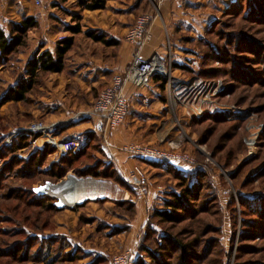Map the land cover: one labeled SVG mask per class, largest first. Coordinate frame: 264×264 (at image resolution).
Segmentation results:
<instances>
[{"label": "rangeland", "instance_id": "1", "mask_svg": "<svg viewBox=\"0 0 264 264\" xmlns=\"http://www.w3.org/2000/svg\"><path fill=\"white\" fill-rule=\"evenodd\" d=\"M238 1H241L238 2L240 5L245 3L244 0ZM21 3L38 19L39 26L29 32L27 46L16 54L14 60L5 68H0V79L13 80L27 56L34 55L42 48L37 46L41 33H62L57 37L59 43L72 37L66 29L58 28L53 22L63 17L66 18L65 24L60 25H73L72 20L60 9L54 10L55 14L51 15L50 0H41L40 5L35 0H22ZM5 6L7 4L0 5L1 8ZM65 6L71 11H79L71 0ZM150 7L144 6L143 9L149 10ZM162 7L159 13L154 11L157 15L155 21L161 18ZM236 11V4L221 7V10L214 12L215 19L203 33H166V50L170 51V57H166L167 75L190 82L200 80L196 95L181 97L177 106L164 88L160 90L163 105L148 107L149 111L138 106L137 110L143 116L134 115L138 120L128 122L129 112L122 125L133 134V137L126 138L125 145L138 143L187 155L196 161L186 170L188 172H181L191 177V180L199 181L200 185L193 198L195 200L188 199V209L176 212L175 220L170 224H163L151 216V227L158 233H152L148 228H132L137 216V193L151 189L155 195L157 190H162L163 195L161 192L154 199L155 206H152L153 210H162L165 209L164 200L173 201L170 192H182L180 182L172 174L149 165L147 160L141 161L126 174L128 177L137 168L146 181L138 187L132 185L129 177L125 180L118 165L110 164V159H116L118 153L126 155L121 151L125 145L118 150L112 149L107 140L104 143V139L96 135L90 148L62 177L55 178L51 173L29 176L22 158L36 151L30 145L17 152L18 161H11L15 155H0V170L3 171L4 165H12L19 172L17 177L2 178L0 182V264H40L21 262L2 254L12 251L8 248L10 245L5 246L6 243L21 241L26 244L31 238L40 244L45 238L57 237L70 244L66 253L77 259L52 264H111V261L129 252L138 255L139 247H149L153 251L156 249L154 241L159 242L163 235L172 236L181 244H192L193 250L182 264H264V10L258 16H248L246 9ZM139 14L135 13V22ZM78 15H82V34L74 36L75 44L68 55L75 50L78 54L79 50L86 51L101 62L110 63L112 60L109 59L107 45L95 42L88 34H84L102 21L101 13L82 11ZM19 20L18 15L6 24L0 22V28L8 32V24ZM91 31L95 35L98 33ZM179 49L182 54L178 52ZM176 52L181 57L185 56L189 64L179 66L186 69L176 67L173 59ZM220 58L226 62L223 63ZM170 60L172 67L168 65ZM68 63L61 74L42 75L25 101L9 102L2 106L0 150L12 148L19 133L28 132L27 129L33 123H43L45 126L57 124V132L65 129L71 117L62 116L59 111L50 114L55 102H61L75 114L93 109L99 93L106 86L102 82H80L79 78L83 79V76L80 74L77 79L71 76L70 69L75 66L70 67ZM79 71L84 74L83 69ZM163 79L166 86L167 79ZM5 89L6 86L0 82V96ZM194 110L196 112H192ZM199 110L204 113L197 118L195 115ZM145 113L150 115L149 119ZM15 133L17 135L12 147H3L5 138ZM253 141L255 145L251 149L250 143ZM104 145L109 148L104 150ZM62 156L63 152L52 154L42 170L49 168ZM95 171L112 175L95 177ZM198 171H201L199 177L196 175ZM6 172L12 175L13 169ZM71 178L81 180L86 189L103 192L105 197L89 198L75 206H61L59 198L37 205L31 203L34 199L32 192L38 195L35 189L48 183L52 186L61 185ZM129 204L135 205L134 213ZM3 233L9 234V237ZM164 243L165 247L170 245L167 241ZM37 247L31 251L34 252ZM156 252L159 257L163 255L162 264L180 263V251L176 245L166 251ZM146 260L151 263L148 258Z\"/></svg>", "mask_w": 264, "mask_h": 264}, {"label": "crops", "instance_id": "2", "mask_svg": "<svg viewBox=\"0 0 264 264\" xmlns=\"http://www.w3.org/2000/svg\"><path fill=\"white\" fill-rule=\"evenodd\" d=\"M71 1L74 2V0ZM151 1L154 2L157 0H107V6L105 10L83 11L95 14L101 13L102 21L97 22L90 30L87 31H98L96 35H102L106 40L114 42V44L108 45L106 47L110 50L109 57L111 58L109 59L112 61L110 63L101 62V60L89 55V53L86 51L79 50L80 53L78 54V51L76 52L75 50L74 53L68 55L66 58V62H69L68 64L71 65L70 67L75 66L74 69L73 67L70 69L71 76L77 79V77H80L81 74L83 79L79 77L78 78L82 83L88 84L90 82H102L104 86H107L111 83L112 77L114 75L126 73L131 65L133 55L137 48L133 44L124 41V37L127 31L135 24V13L140 12L139 15H141L143 12L147 11H144L143 8L144 6L148 7ZM234 1L235 0H173L170 3L164 4L161 9V18L159 21H155L151 27V40L143 47L141 54L146 58L151 57L153 54H159L163 59L170 57V51L166 50L167 46L165 45L167 39L166 33H174L175 31L203 33L205 28L215 19L214 12L221 10V7H227ZM68 2L69 0L66 2H63V0H50L51 15L55 14L54 10L57 11L59 9L69 14H79V12H82L78 8V12L69 10L67 6H65L68 5ZM5 7L6 8L0 7V22L4 24L9 22V20H13L18 15L20 17L23 14L28 16L31 15L29 11L23 7L21 2L9 3ZM53 17L58 18L55 15H53ZM66 17L72 20L71 16L66 15ZM65 19L66 18L61 17L58 18L59 23L56 19H54L53 22L57 24L58 28L61 27L65 30V27L68 25V23L64 25ZM61 23H64L63 26L60 25ZM61 34L62 33H41L39 39L40 41L37 43V46L39 45L42 47V52L49 51L54 54L56 53L59 44L57 37ZM176 47L178 48V45H176ZM178 52L182 54L180 49ZM175 54H177V52ZM180 54H177L173 58L174 62H176V65L178 64L179 66L184 63L189 64L188 62L186 63L185 56L181 57ZM32 56L33 55L31 54L27 56L26 62L23 63V67L19 69V73H17V76H14L13 80L0 79V82L3 83V86H6L5 91L16 86L21 80L27 79L25 76L26 65ZM79 69H83V72L87 77H85L84 74L79 71ZM125 95L130 105V117L128 122L130 120L132 122L138 120L135 118L136 115L143 116V113H140V111L137 110L138 106L142 109L146 108L148 110L150 107L152 108V106L157 104L163 105L161 101L160 89L155 83H152L147 89H141L132 83H127L125 86ZM2 97L3 92L1 93L0 100ZM153 109H155V107ZM89 110L90 111H82L75 114L73 110L64 107L61 102H55L50 108V114L58 113L59 111V113L61 112L62 116L64 115L71 117L68 124L65 125L66 128L55 133L56 139L60 142V144H62V148L65 151H62L64 155H67L69 152L71 153V151L75 152L78 150L84 143L89 141L90 135L95 134L99 136L96 131V120L92 114L93 110L92 108ZM146 115L149 119L150 115L145 113V116ZM130 128L131 126L129 125L128 129ZM131 132L132 131H126L125 126H122V128H119L118 130L108 134L106 137L107 143L110 144L112 149L118 150L120 147L126 144L125 142L127 137H133ZM45 145H47L46 140L42 137H39L33 142L31 147L35 151L37 149L43 148ZM56 151L58 153L60 150ZM110 161L119 166L120 170L124 174L125 180L129 177H127L126 173H130L134 165L141 162V160L130 158L126 155H119V153L116 155V159H110ZM149 165L151 164L149 163ZM173 166L177 170H181V172H183V170H185L184 172H188L186 170L189 169V166L182 163H175ZM164 167L165 166H163L161 170L162 172L167 173ZM161 192L162 190H157L156 193L158 195H153L152 190L147 189L143 193H137V197L139 198V201L135 202L137 216L136 220L134 221L135 223L132 222L134 224H132L133 227L131 225L132 228H144L148 221V216L150 215L151 210H153L152 206L155 203L154 199H156L159 194L161 195ZM141 203H144V206H142ZM139 204L141 205L139 206Z\"/></svg>", "mask_w": 264, "mask_h": 264}, {"label": "trees", "instance_id": "3", "mask_svg": "<svg viewBox=\"0 0 264 264\" xmlns=\"http://www.w3.org/2000/svg\"><path fill=\"white\" fill-rule=\"evenodd\" d=\"M68 0H63V2H66ZM241 1L235 0L232 4H236L237 11L239 10H245L247 11V15L250 16L253 14L254 16L261 15L264 10V0H244L245 3H247V8L245 7V3H241V5L238 3ZM238 3V6H237ZM75 7L78 8L80 11H100L105 10L107 6V0H74ZM244 4V6H243ZM150 6V4L148 5ZM151 8V7H150ZM148 11V10H147ZM237 11L235 13H237ZM64 15L71 16L73 25H67L65 27L66 31L69 32L72 37L66 38L63 41H61L58 44L56 53L52 54L49 51H41L42 48L38 49L31 60L26 65V71L25 76L27 79L21 80L18 82V84L6 91H3V97L0 100V110L2 106L9 102H23L27 99V96H29L32 91L34 90L35 86L37 85V81L42 75H49V74H61L65 70L66 66V58L68 54L72 51L75 40L74 36L82 34V26H81V16L78 14H69L64 11H61ZM146 12V11H145ZM9 31L7 32L5 28H0V68H5L8 66L13 60L16 54L21 51V49H24L27 46V39L29 32L37 29L39 26V21L34 15H25L23 14L20 17L19 21H12L10 24ZM8 26V27H9ZM94 32L90 31L87 32L88 36L95 40V42L98 43H104V45H112L114 44L113 41H108L105 39L102 35H95ZM220 61L223 63L226 62L224 59L220 58ZM176 67L181 69H186L185 67H180L176 65ZM129 70V69H128ZM128 72V71H127ZM126 72V73H127ZM126 73H123V75L126 76ZM251 76V75H250ZM252 77V76H251ZM152 83L157 84L158 88L160 90H164L165 88V79H163L161 76L156 75L153 78ZM164 100V99H163ZM214 118V117H210ZM39 138L38 134L32 133V132H22L19 133L17 136V139L15 141V144L12 148L9 149H2L0 150L1 157L3 156H9L10 154L15 155V158H11V161H18L17 159V152L26 149L32 143ZM96 135H90L89 141L84 143L78 150L75 152H71L69 155H64L62 157H58L57 161H54V164H52L49 168H44L45 162H49L52 154L54 155L57 153L56 149L52 147L51 145H45L43 148L37 149L33 154H31L27 158H22V160H25L26 164H24V169H26L29 173V176H36L40 173H51L53 177H62L64 174L67 173L68 169L72 166V164L85 152L86 149L90 148V145L93 143L92 140H95ZM101 150V149H100ZM0 157V158H1ZM1 160V159H0ZM138 160V159H137ZM145 161V160H141ZM150 164H152L155 167H158L160 169L164 168L166 169L167 173L172 174L176 180L180 182L179 188L182 190L181 193H175L170 192L171 197L173 198L172 202L165 201L163 202V205L165 206V209L159 210L155 209L153 210L148 218V221L144 228H148L151 230V232L156 233L157 231L153 230L150 223V217L155 219H159L161 223L163 224H170L173 223L175 213L178 211H186L189 207L190 200L193 201V199L197 195V190H199L200 185L199 181H193L192 178L189 176L183 175L181 173V170H177L173 164H164L162 162H156V161H146ZM10 163V162H9ZM111 165L115 164L110 161ZM8 165H4L3 171L0 170V182L2 181V178L6 180V178L17 177L19 175L18 171H15L14 168ZM13 174H7L6 171L12 170ZM201 171H198L196 175H198ZM95 177H108L111 176L107 173H100V172H94L93 174ZM26 177L27 175L24 174ZM27 178V177H26ZM121 178V177H119ZM122 182L123 179H120ZM33 198L31 200V203L34 204H41L45 203L47 201H53L56 198H52L49 196L41 195L38 196L34 192H32ZM60 199V198H59ZM190 199V200H188ZM64 205V203H63ZM75 205V204H74ZM130 210L135 212V205L129 204ZM53 209V208H52ZM20 231V230H19ZM17 231V232H19ZM24 231L22 230V233ZM8 233V232H7ZM7 233H3L5 237H9ZM158 233V232H157ZM15 234V233H12ZM11 237V236H10ZM168 238V239H167ZM159 241V240H158ZM165 241L172 244V246L176 245V247L180 251L179 256V264H182L184 260H186V257L190 256L191 251L193 250V246L191 243H185L181 244L179 241L175 240L174 237L163 235L160 238V241H154V245L156 249H153V251L149 247H139L137 249L138 255L133 254L132 263L131 264H149L146 260L148 258L151 260L150 264H162L161 256L162 254L158 255V252L156 250H167L170 247H165ZM16 243H6L5 246H11L8 248H11L12 251H6L2 252L3 255H10L12 259L14 260H20L21 262H34V263H40V264H52L56 262H73L77 258L72 257L70 253H66V251L70 248V244L65 241L62 238L57 237H49L41 240L40 244L39 242L34 239H28L27 243L24 244L21 241H15ZM163 243V244H162ZM35 246H38L37 249H35L34 252L31 250L34 249ZM7 248V249H8ZM23 253V254H22ZM169 254V253H168Z\"/></svg>", "mask_w": 264, "mask_h": 264}, {"label": "built area", "instance_id": "4", "mask_svg": "<svg viewBox=\"0 0 264 264\" xmlns=\"http://www.w3.org/2000/svg\"><path fill=\"white\" fill-rule=\"evenodd\" d=\"M21 1L22 0H0V5L13 2L19 3ZM172 1L173 0L151 1V8L138 16L135 24L127 31L124 37V41L133 44L137 48L133 55L129 70L126 76L123 74H116L112 77L111 83L99 93L92 109V114L96 120V131L99 136L104 139V143H106L105 140L109 133L118 130L123 125L130 112V105L125 95V86L127 83H132L141 89H147L151 86L154 76L159 75L162 78H166V91L169 97H171V99L173 98L172 100L177 106L180 104L181 97L189 94L196 95L195 92L198 86H200V80L190 82L180 77L169 76L167 75L166 59H163L159 54H153L149 58L141 54V50L152 37L151 27L157 19V15L154 11L159 13L162 5ZM35 2L37 5H40L41 0H35ZM168 65L172 67V60L168 62ZM199 111L200 112L195 115L197 118L204 113L203 110ZM192 112L196 111L194 110ZM58 129L59 127L57 124L45 126L43 123H33L27 131L38 134L39 137L46 140V144L51 145L56 150H60L59 152H65L62 148V144H60L55 137V133ZM16 135L17 133L5 138L3 147H12L13 139H15ZM254 145L255 141L250 143V146H252L251 149L254 148ZM108 148L107 145L103 146L104 150ZM121 151L131 158L138 160L156 161L164 164L182 163L189 167H192L196 163V161L187 155L165 152L158 148L147 147L138 143L125 145L122 147ZM129 181L132 185L138 187L146 180L142 172L136 168L134 172L129 175ZM132 258L133 254L129 252L119 259L111 261V264H131Z\"/></svg>", "mask_w": 264, "mask_h": 264}, {"label": "bare ground", "instance_id": "5", "mask_svg": "<svg viewBox=\"0 0 264 264\" xmlns=\"http://www.w3.org/2000/svg\"><path fill=\"white\" fill-rule=\"evenodd\" d=\"M71 184L66 186L67 184ZM49 197L60 198V205L63 203L67 205H78L84 203L85 200L89 198H104L103 192H97L95 189H86L83 187V182L76 178H71L67 180L64 184L52 186L50 190ZM72 205V206H75Z\"/></svg>", "mask_w": 264, "mask_h": 264}, {"label": "water", "instance_id": "6", "mask_svg": "<svg viewBox=\"0 0 264 264\" xmlns=\"http://www.w3.org/2000/svg\"><path fill=\"white\" fill-rule=\"evenodd\" d=\"M51 183H48L46 186H42V187H39L38 189H35V192L38 194V195H50V190H51Z\"/></svg>", "mask_w": 264, "mask_h": 264}]
</instances>
